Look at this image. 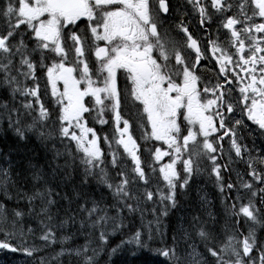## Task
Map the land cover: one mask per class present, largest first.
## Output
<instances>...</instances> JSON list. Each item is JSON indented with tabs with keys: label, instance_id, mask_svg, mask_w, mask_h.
<instances>
[{
	"label": "snow or ice",
	"instance_id": "6c2138e0",
	"mask_svg": "<svg viewBox=\"0 0 264 264\" xmlns=\"http://www.w3.org/2000/svg\"><path fill=\"white\" fill-rule=\"evenodd\" d=\"M176 12L195 13L203 48L184 20L176 28L168 23ZM177 28L181 40L171 34ZM70 52L73 66L67 67ZM86 54L95 56L91 69ZM209 58L219 65V79L205 77L201 84L196 69ZM40 69L55 108L42 99L48 89L41 93ZM78 70L79 78L74 75ZM0 89L9 97L0 102V135L11 131L17 138L15 146L0 149L6 164L0 167V250L51 264L37 256L43 247L82 235L85 244L62 247L53 259L67 256L69 262L75 258L74 264H97L109 237L126 228L135 214L143 220L147 211L152 219L141 225L146 239L131 229L129 239L111 253L130 244L133 255L147 250L159 256L156 264H264V237L258 236L264 230V146L244 142L247 130L264 145V0H177L175 5L172 0H2ZM105 113L118 133L115 150L103 138L108 156L101 137L88 126L92 118L107 124ZM137 114L150 125L145 139L161 142L145 147L147 160L131 132L130 120ZM225 137L230 140L226 161L221 160ZM73 144L82 153L79 180L73 179L76 169L68 159ZM37 148L51 153L46 169L34 162ZM62 156L64 162L56 163ZM164 157L169 161L157 169ZM236 158L245 166L242 172L231 168ZM205 167L219 191L227 189L230 223L221 225L211 213V221L204 220L182 203ZM222 168L230 178L235 171L232 182L225 180ZM157 172L163 187L154 182ZM92 176L99 178L95 188L88 183ZM198 196L208 202L207 193ZM21 202L24 208L17 207ZM173 210L184 214L178 215L169 242L162 224ZM66 229L69 235H63ZM153 233L161 237V247L149 246ZM37 234L46 242L43 247L27 243ZM93 242L96 246L90 247Z\"/></svg>",
	"mask_w": 264,
	"mask_h": 264
},
{
	"label": "trees",
	"instance_id": "16d2710c",
	"mask_svg": "<svg viewBox=\"0 0 264 264\" xmlns=\"http://www.w3.org/2000/svg\"><path fill=\"white\" fill-rule=\"evenodd\" d=\"M8 93L5 89H0V102H5L8 100ZM53 103V102H52ZM51 103V104H52ZM51 104L46 103L47 107L54 108ZM17 106L19 104L17 103ZM110 113H105L106 119H109ZM53 117H55V112H53ZM95 120V118H93ZM102 126L99 122L95 120V123L93 124V127L98 132V128ZM3 128H6V124L3 125ZM0 131H2V128H0ZM17 138L11 133V131H8L6 135H0V149H5L9 147L15 146ZM114 141V140H113ZM35 138H33V146L36 145ZM61 152H65V146L64 145H58ZM68 151H71L72 157H68L69 162L73 164V168L76 169V171H73V179L79 180L80 174L83 172V165L80 164V157L81 153L76 151L75 147L73 145H68L67 148ZM109 150L105 152V155L108 156ZM75 158L74 160L72 158ZM34 162H39V164L46 169L47 165L45 163L46 159L51 160V153L45 154L40 148H37L36 152L33 153ZM65 157L62 156L60 160L56 161V163H63ZM0 167H6L5 162L0 159ZM69 171H72V169H69ZM98 180L99 178L96 176H92L88 178V183L93 188L98 186ZM99 187L107 191L103 188V185H99ZM59 189H57L58 191ZM3 194L0 193V200H3ZM5 203L11 207L13 206V202L11 200L5 201ZM185 205V209L188 212L196 211L201 215V218L204 220L211 221V218L208 216V212L203 209V206H201L198 202H194L193 199L188 198L187 200H184L182 202ZM224 204V203H223ZM225 205V204H224ZM19 208H24L25 205L23 202H21L19 205H17ZM146 207H151V204L149 203L146 205ZM26 210V209H25ZM213 209H210V212H212ZM184 214V213H183ZM179 213L176 212V210H173L168 217L165 218L166 227L164 228V237L163 239L166 241L171 240V234L172 230L175 227L176 220ZM215 217L217 220L220 221V224L223 225L226 221L228 223L231 222V217L227 213L226 209L224 211L216 209L215 211ZM152 219V215L150 212H145L144 219L141 220L139 213L135 214L131 218V223L126 221L127 227L122 229L121 231L115 233L114 235L109 237V246H106L103 248V250L100 252V254L96 257L97 264H156V261L160 259L159 256L155 255L154 253H151L147 250H140L138 254L133 255V251H136L135 247L130 244H124L120 249L117 250L116 253H111V248H115L117 245L121 244L122 241H126L129 239V237L133 234L131 229H137L142 232V239H146V236L143 235L146 232V228H142L141 225H147V222ZM31 226L35 229L36 224L34 222L31 223ZM210 227H213L211 222L209 223ZM241 228L244 227L243 223L239 226ZM71 232V229H66L63 232V235H69ZM58 238H62L61 233H57ZM258 236L264 237V230L258 231ZM3 237L0 236V239ZM16 243L17 241H13ZM28 245L35 244L37 246L43 247L46 242L42 241L37 236L31 237L27 239ZM86 243V239L82 235H78L70 240H68L64 244H54L49 247H43L42 253L38 257H47L51 264H74L75 258H73V261L71 263L67 262L68 257L67 256H61L58 259H53V257L56 256V254L60 251V249L63 248H70L74 245L80 246ZM149 246L151 248H158L162 246L161 237L153 233V238L151 241H148ZM96 244L93 242V244L90 247H95ZM20 258H22L20 260ZM31 261V264H37V261L33 258L26 257L22 255L21 253H10L3 250H0V264H29Z\"/></svg>",
	"mask_w": 264,
	"mask_h": 264
},
{
	"label": "rangeland",
	"instance_id": "374dc122",
	"mask_svg": "<svg viewBox=\"0 0 264 264\" xmlns=\"http://www.w3.org/2000/svg\"><path fill=\"white\" fill-rule=\"evenodd\" d=\"M41 70L40 69L37 73L38 76H40L41 74ZM42 78L40 77V86H41V93L43 94L45 92V89L43 87L42 84ZM30 83V82H29ZM42 99L47 102L48 104H51V101L48 97V95H42ZM52 105V104H51ZM135 117V116H134ZM132 117V119L130 120V122L136 127V128H140V120L139 118H134ZM133 119L136 121L133 123ZM101 131L102 134V139L107 136L108 140L111 141V137H112V126L111 123L108 121L107 124H102V126H100L98 128ZM246 137H247V133H245V141H246ZM91 139V137H90ZM250 140L253 141V136L251 135L249 137ZM104 140V139H103ZM105 141V140H104ZM106 142V141H105ZM145 147L146 145L142 146V152L144 154L147 153V151H145ZM148 148V147H147ZM228 154L226 152H224V155L221 157V160H225L227 159ZM220 161L218 160V163ZM244 165L242 163L239 162V160L237 159V163L231 165L232 169H237L239 168V170L242 172L244 169ZM223 170V175L225 177V180L227 182H232L235 179V171H232L231 173V178L229 177V175L225 172V170L222 168ZM111 169H109V173L111 174ZM147 171V169H146ZM246 179H250L248 177H246ZM195 182H196V188L193 190V192L191 193V196L189 198L193 199L194 202H198L201 206H203V209L205 211H207L208 213H211L212 216H215V211L216 209L224 211L225 210V205L224 203V197L228 194L227 189L225 188V192L221 193L219 191L217 187L216 182L214 181L212 174L210 173V171L207 170V167L203 168L201 171V174L195 178ZM166 191V189H165ZM219 191V196L215 197L214 194L217 193ZM198 193H207V200L208 202L205 204L203 201L199 200V196ZM210 209H213L212 212H210ZM184 212H180V215H183ZM166 218V217H165ZM165 218H163V224H162V228L164 230V228L166 227V222H165ZM67 262H69V260L67 259ZM71 263V262H69Z\"/></svg>",
	"mask_w": 264,
	"mask_h": 264
},
{
	"label": "flooded vegetation",
	"instance_id": "af4514ba",
	"mask_svg": "<svg viewBox=\"0 0 264 264\" xmlns=\"http://www.w3.org/2000/svg\"><path fill=\"white\" fill-rule=\"evenodd\" d=\"M177 2V0H172V3L173 5H175ZM181 3H183V0H180ZM190 7V6H189ZM181 20H184L186 23H187V26L189 27V30L193 33V35L197 38H200V43H201V47L203 48L206 41L201 38L202 37V34L197 30L196 28V20H195V13H192L191 15H181L179 12H176L175 14H172L170 13V19L168 21V23L173 27V28H176V26L180 23ZM190 21V23H189ZM172 36L177 39V40H181L183 39V33H180L178 28L176 31H173L172 33ZM213 35H215V33H213ZM100 46H104V42L101 41L100 42ZM210 47V46H209ZM194 55V53H193ZM72 59L71 61V66H73V54L70 52L69 55ZM208 56L210 57L211 56V53L209 52L208 53ZM86 58L88 59V62H90L91 58H95L94 54H91V55H87L86 54ZM196 72L198 75H201V84L204 83V78L207 77L209 80L211 81H215L217 79H219V76H218V72H219V65H217L215 63V60L214 59H205V60H201L200 62V66L196 69ZM74 75H76V77L78 78L77 74L75 73ZM95 78V77H94ZM119 83L121 85V87L124 86L125 84V81L123 78H120L119 79ZM130 84V82H128ZM83 87V85L81 86ZM234 95H239L238 91L236 93H234ZM122 109L124 112L125 111V107L122 106ZM235 115V114H234ZM245 123H248L250 124L249 121H247L246 119V116H245ZM252 128H255V126H252ZM247 133V140L244 141L245 143H247L249 145V147H253V142H249V137L251 135H248V132L247 130L245 131ZM253 141L257 142L255 143V148H260L264 145H262V140L261 139H257L256 137L253 136ZM223 145H224V148H223V151H230V140L225 137L224 141H223Z\"/></svg>",
	"mask_w": 264,
	"mask_h": 264
},
{
	"label": "bare ground",
	"instance_id": "6f19581e",
	"mask_svg": "<svg viewBox=\"0 0 264 264\" xmlns=\"http://www.w3.org/2000/svg\"><path fill=\"white\" fill-rule=\"evenodd\" d=\"M0 2H2V0H0ZM47 102H45V104H46ZM127 108L125 107V111L127 112ZM124 112V111H123ZM126 112H124V113H126ZM138 116L136 115L134 118H137ZM134 122H136L134 119H133V123ZM246 133V132H245ZM98 134L100 135V136H102V134H101V131L98 129ZM246 140H247V137H246ZM249 142L251 143V142H253L252 140H249ZM255 143H257V142H255ZM256 149H258V148H256ZM224 152H226V151H224ZM216 188H218V187H216ZM214 196L215 197H218L219 196V191L217 192V193H215L214 194ZM72 247H74V245L72 246ZM42 253V251L41 252H39V253H37V256H39L40 254ZM22 258H20V260H21Z\"/></svg>",
	"mask_w": 264,
	"mask_h": 264
}]
</instances>
